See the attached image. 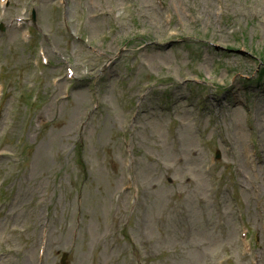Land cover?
<instances>
[{
  "label": "rangeland",
  "instance_id": "1",
  "mask_svg": "<svg viewBox=\"0 0 264 264\" xmlns=\"http://www.w3.org/2000/svg\"><path fill=\"white\" fill-rule=\"evenodd\" d=\"M39 0H17V2L20 3L21 8L23 9H29L32 4L37 3ZM167 4L169 6L176 7L180 4V13L183 15V20L185 22H188L187 18H190L191 15H193L197 9H199V6H201V9L212 11L214 8L217 7L216 0H197L199 5L194 6L193 0H166ZM227 4L234 6L236 5L235 0H224ZM79 0H72L73 4H78ZM83 3L86 4L90 12L94 10L95 13L103 14L104 16H94L89 18V22L85 27V32L88 34L89 37H96L98 34L102 33H108L111 29L107 19L105 18V13L107 15H113L117 18L118 24L121 26V28L125 31H132L130 28V22H132L135 26V29L140 32H147L151 28L152 30L156 31L157 34L160 35L159 41L163 37L164 34V27L162 21V15L163 12H161L160 9H158V6L154 3V0H83ZM237 7H242L247 12H253L258 11V8L256 5H236ZM187 18H186V17ZM130 21H126V20ZM137 20V22H134V20ZM90 23V24H89ZM90 25L93 27L94 32H91V28L88 27ZM121 34H123V31L120 30L116 33L110 34L111 39H117ZM50 38L52 40V44L54 46L58 45V42L61 38V30L60 28H54L51 30ZM223 38H226L223 35ZM158 41V40H157ZM158 41V42H159ZM157 42V43H158ZM156 45H151L150 47L145 48L144 50L140 51L137 55V59L135 61L134 70L132 72L131 80L128 81L129 85H135V89L137 90L140 83L146 81V77H152L156 73L163 72L164 69H167L169 71H174L177 73L179 71V67L175 65L174 61V52L176 50V47H172L169 45L161 46L162 44L159 43ZM10 43H8V38L3 39L2 45L5 47H8ZM25 47H19L17 48L16 52L12 53V58L16 62H18L20 65L15 67L14 70H16L15 74H18L17 70L21 73V84L22 85H29L34 86L36 89H39L41 92H44L47 97L50 99H53L54 101L58 103H63V91L67 89L66 85L63 84H57L54 86L50 79L48 78L50 75H53L56 71V69H60V67H54L49 68L48 70V77L45 75V73L42 71L41 68H38L34 65H31L30 63H33L35 60V56L31 55L24 49ZM59 51L61 49L59 48ZM140 53H143V57L138 60V57ZM125 54H128L130 57L133 56V53H131L129 50L126 51ZM212 54L209 56L211 57L210 60H208V65L210 66L212 61ZM5 56V55H4ZM208 56V57H209ZM128 57V58H130ZM85 62V60H83ZM173 62L174 66H166L169 62ZM126 60H117L109 65L107 69L106 75L97 80V83L94 84L93 90L94 92H88L87 85L80 83L78 85H74L72 88H70L72 92V96L69 99L68 103L64 104L63 110H62V116L60 120L55 123L53 128L49 131L46 130L43 133H40L37 139L33 140V143L35 145V150H33L32 154L35 153L34 158L39 159V157L43 154H47L48 159L44 160L43 162L40 161L38 164L35 162L34 158L33 161L29 162L27 171L23 175V177L17 182V189L15 192V196L13 198L12 202V209L17 211V215L13 220H10V223H23L26 224L24 218H27V226H32L33 222L31 220V217L33 215H36L35 208H34V201L37 199H40L43 193V189L48 188L49 194L48 197H51L55 192L56 193H63L68 191L69 189H72L73 186L80 185L83 181L82 174L79 172L77 174V171L75 169L74 159L75 156L69 157L66 161H61L56 158H54V155H50V149L52 147H57L56 143H52L55 136L58 135V138L65 139L66 141L70 142L71 139L68 138V134H65L68 132L70 128L73 129V126L77 124V119L80 120L81 116L78 117L79 114H81L85 107L88 106L89 108V116L86 118V121L89 124V129H92L94 126V123L100 122V119L96 118L97 112L102 115L106 116V120H103L100 122V129L101 133H99L98 129L96 128L97 136L100 134V139L92 138L90 145L92 146V152L89 154V159L91 161V164H96V152L95 149H99V151H104L107 148H110L109 152L112 153L114 150V145L116 144V137L119 133V123L121 120V112H120V106H121V100L125 99L126 92H118L115 91L116 84H114L119 78H123L127 75V65ZM89 65H97L94 61H89ZM203 72H206V68L203 67ZM97 79V77H96ZM95 79V80H96ZM177 89L180 92V95H176ZM172 92V95L168 98L162 97L161 99L156 95L154 99H152L149 107V111L146 114H143V129L136 130L134 132V136H137L138 138L142 137L141 141L143 144L140 145V149L142 150V153L148 158V155L153 153H161L166 152L163 150V147L167 150H176L177 140L170 137V139H164V135L166 134V128L164 123L167 121V117L170 118V115L166 113L168 110L172 109L180 113V115L187 119L192 114L191 106L188 107V111L183 113L185 109H183L181 106L178 105V98L180 96L185 97V89L182 87L175 88ZM110 90H112L110 92ZM92 95L95 96V99L97 102H100V107L97 110V108L94 107L95 104L90 105L92 101ZM40 96H42L40 94ZM232 102L233 106L237 105L238 102L242 103V96H232ZM45 99V98H43ZM170 100L169 103H165L164 101ZM175 105H173V103ZM69 103H73V105L76 103L81 108L78 110L77 108H74L72 113L68 115V118L74 117V113L76 116V119L70 124L67 125L63 120H66V111L67 105ZM187 103V102H186ZM235 103V104H234ZM165 104V105H164ZM243 105V104H242ZM54 111L56 112V115H59L60 107L55 106ZM255 112V110H254ZM52 114L47 115L48 119H51ZM63 119V120H61ZM112 119V122H111ZM264 120V114L258 118V121ZM253 122L255 123V119L253 116ZM244 119L242 118V122L239 123L236 128L237 131L244 133ZM264 124V122H263ZM262 125V124H261ZM111 128V130H110ZM256 126V131H257ZM191 134V136H195L192 143H186L185 144V150L187 153H194L195 149L197 148V132L194 129L192 125L188 127V129L185 130V132H182L181 136H189L188 134H185L186 131ZM233 130V126L231 128V131ZM18 131L17 127L11 128V132L16 135V132ZM235 136V135H234ZM248 136V133L246 132L243 136L244 139ZM114 137V138H113ZM32 138V136H31ZM48 138V142H47ZM189 139V137H188ZM186 139V140H188ZM236 139V145L238 149L241 150V139H238L237 136H235ZM162 140L163 143H162ZM65 141V142H66ZM47 142V143H46ZM96 143V144H95ZM98 145V146H97ZM58 148V147H57ZM59 149V148H58ZM62 149V148H61ZM60 150V149H59ZM168 152V151H167ZM172 159L175 156V154H172ZM198 155L200 158V161L203 157V154L198 152ZM106 157V155L104 156ZM168 156H166V159ZM87 159V156H86ZM100 162L101 159L97 158ZM151 159V158H150ZM171 159V160H172ZM107 164L109 162L105 161ZM242 165L246 167L243 163ZM141 166V164H140ZM194 167V171L198 172V179L202 184L203 189L208 186V183L203 178L200 169H196V166L192 164ZM51 167V168H50ZM52 167H56L52 169ZM142 167V166H141ZM158 167V165L156 166ZM143 168V167H142ZM54 170V171H53ZM53 171V172H52ZM95 175L99 176L102 179V182L95 181L87 185V190H89L90 195L88 198V205H87V211L90 212L88 214H85V228L81 231L80 237H84L87 239V249H88V243L90 240V237L93 236H100L103 233V230H101L97 235H92L96 229L98 228V224L100 221L105 217L106 210L108 207V199H109V191H110V182L108 181V172L106 167L102 168H95ZM247 172V170H245ZM110 173V172H109ZM248 175H250L247 172ZM78 179L77 180V176ZM107 180V190L105 192L99 193V189L104 186V180ZM151 180V174H147V176H143L139 179L140 183V192H143L144 188L146 187L145 197L149 200H151L153 197H157V202L154 206H150L147 210L142 211L140 210L138 214V219L136 220L135 225L139 224L141 226V229H145L146 226H150V228L155 231V233H158L160 228L162 226L166 225V222L158 223L157 218L163 215V202L166 197V195L170 194L172 191L176 190L175 188H170L168 186L159 184L158 181H151V185H149V181ZM189 192L192 190L195 191L193 188H187ZM88 196V192H87ZM97 199L98 205H92L93 198ZM63 198H67L69 200V197L67 195H64ZM102 202L104 203V208L102 211ZM151 202V201H150ZM181 202V201H180ZM181 204V203H180ZM92 205V206H91ZM89 206V207H88ZM151 210V211H150ZM150 211V214L147 215V213ZM27 212V213H26ZM142 214V217L139 219V216ZM202 214H205L202 211ZM197 218V219H196ZM191 216H189L186 220L180 219V221H175V224L168 226V234L169 238L168 240L173 244V247L171 249H174L177 242L182 244L183 242H186L189 247L192 248V244L197 245L196 248L198 252V257L193 259V255L190 253L189 255H185L184 257H173L171 259H164L163 262H166V264H190V262L186 261L187 257L192 261L193 264H201V261L204 257V254L199 255V253L202 251V245H207L210 243L208 241L207 237H201L200 241L199 238L192 235L193 228L190 225ZM194 219L197 220V222L201 221V217L194 216ZM59 223L56 221H53L52 227L58 226ZM198 223L195 225L196 231L199 229ZM71 230L68 228L63 229L60 234V241L54 242H61V245H64L68 242V239L70 238ZM200 233V229L198 231V234ZM69 237V238H68ZM53 238H56L54 236ZM193 239V241H192ZM85 242V239H83ZM220 243V242H218ZM82 252L86 251H79L78 259L81 263H84L82 255H80ZM182 254V253H181ZM183 255V254H182ZM154 258L150 257V260ZM169 261H173L174 263H171ZM237 264H248V261H242Z\"/></svg>",
  "mask_w": 264,
  "mask_h": 264
}]
</instances>
